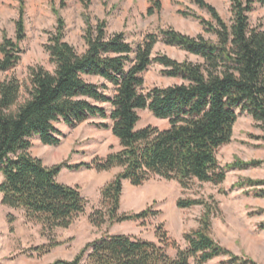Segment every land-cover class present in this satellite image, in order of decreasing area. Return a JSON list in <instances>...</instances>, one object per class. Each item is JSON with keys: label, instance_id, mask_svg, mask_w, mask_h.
Wrapping results in <instances>:
<instances>
[{"label": "trees", "instance_id": "obj_1", "mask_svg": "<svg viewBox=\"0 0 264 264\" xmlns=\"http://www.w3.org/2000/svg\"><path fill=\"white\" fill-rule=\"evenodd\" d=\"M19 1L15 38L4 35L0 43V71H8L20 60V43L26 37L25 0ZM205 8L212 19L190 10L185 16L201 20L205 29L216 35L191 36L173 27L159 28L134 44L124 31L109 34L106 20L96 25L86 17V48L77 51L65 40V21L57 8V26L50 32L46 49L54 65L30 67L29 83L18 78L0 79V183L2 203L24 210L27 219L41 223L49 231L69 227L85 212L87 199L79 186L58 180L67 168L81 167L108 171L120 168L101 189L103 207L92 215V222L145 220L157 215L146 208L140 212H120L125 180L142 185L153 176L177 180L188 188L193 180L220 184L227 168L264 166V159L237 158L222 166L219 149L232 141L238 112H248L262 129L264 141V29L252 26L250 12L264 0H231L232 19L226 21L216 6L207 0H192ZM64 4V2H63ZM162 8V0H149L148 14ZM162 40L178 46L198 60L180 61L168 54L153 56ZM153 62L163 66L162 73L182 82L143 90V73ZM149 109L169 126L148 124L138 128L139 110ZM100 118L98 127L108 128L122 148L91 162L71 163L68 159L46 165L34 156L32 138L45 145L61 143L64 122L76 126L90 118ZM264 184V179L248 178L234 186ZM180 208L203 205L205 212L198 228L184 234L186 246L173 240L159 226L158 242L127 234H107L87 242L72 259L58 258L49 264H207L228 255L230 264H251L250 259L232 253L211 235L212 206L204 198L182 197ZM60 242L51 241L37 249L44 254ZM174 250V254L169 249ZM254 264V263H253Z\"/></svg>", "mask_w": 264, "mask_h": 264}, {"label": "rangeland", "instance_id": "obj_2", "mask_svg": "<svg viewBox=\"0 0 264 264\" xmlns=\"http://www.w3.org/2000/svg\"><path fill=\"white\" fill-rule=\"evenodd\" d=\"M207 1L216 6L226 21L231 22V0ZM148 6L149 0H25L26 37L20 43L21 58L10 70L0 71V79L16 77L26 84L29 83L30 67H54L46 49L50 32L57 26L53 8L59 10L65 21V40L79 52L86 48L83 38L87 26L86 17L94 25L100 20H106L109 34L124 31L128 40L134 44L141 42L148 33L169 27L191 36L203 34L207 38H216L215 34L205 29L199 18L180 13L182 10H190L201 17L212 19L205 8L192 0H162L161 10L154 14L147 13ZM18 17V0H0V43L5 34L15 38ZM250 23L264 29V4L255 5L250 12ZM161 53L180 61L198 60L197 55L159 40L153 56ZM162 69L160 63L153 62L143 73L145 92L155 86L166 87L182 82L180 78L164 75ZM237 112L232 141L218 151V160L222 166L237 158L264 159V141L260 138L262 129L248 112ZM139 115L138 128L148 124L159 128L169 125L168 120L155 117L149 109L139 110ZM99 120L98 117L90 118L76 126L58 122L56 126L62 131L61 143L57 146L45 145L38 136H34L31 152L41 157L45 164L53 165L66 159L71 163L91 162L96 156L105 157L119 151L122 148L119 139L111 129L98 127L95 122ZM119 170L118 167L108 171L81 167L61 172L63 174L68 171L69 182L79 186L87 199L85 212L66 228L56 227L51 231L44 229L41 223L27 219L23 209L3 204L0 195V264H49L58 258L72 259L87 242L107 234H127L158 242L156 231L159 226L181 246H186L184 234L199 227L206 209L203 205L180 208L177 200L182 197L204 198L208 201L213 208L211 235L235 255L250 259L254 264H264V184L234 186L248 178L264 179L263 165L244 169L227 168L226 179L222 183L195 179L188 188H183L177 180L160 176H153L138 186L124 181L120 212L133 213L152 208L158 212L157 215L145 220L96 225L92 222V215L103 207L101 189ZM3 179L0 173V183ZM51 241L60 244L44 254L38 251L39 246ZM169 252L174 254L172 248ZM229 258L228 255L219 256L207 264H230Z\"/></svg>", "mask_w": 264, "mask_h": 264}, {"label": "crops", "instance_id": "obj_3", "mask_svg": "<svg viewBox=\"0 0 264 264\" xmlns=\"http://www.w3.org/2000/svg\"><path fill=\"white\" fill-rule=\"evenodd\" d=\"M166 120V119H165ZM169 126V125H168ZM168 126H166V127H168ZM38 157V156H37ZM41 158V157H40ZM80 162V161H79ZM47 165V164H46ZM65 169H67V168H65ZM65 169H63V170H65ZM62 170V171H63ZM67 170H69V169H67ZM61 171V172H62ZM61 172H60V174L58 175V180L59 181H61V182H63V183H66V184H69V185H72L71 184V182H69V180H68V174H67V172L68 171H66L65 173H63V174H61ZM125 183H131L129 180H125Z\"/></svg>", "mask_w": 264, "mask_h": 264}]
</instances>
